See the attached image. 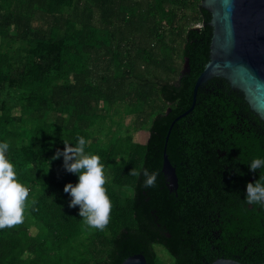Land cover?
Instances as JSON below:
<instances>
[{"label":"trees","instance_id":"1","mask_svg":"<svg viewBox=\"0 0 264 264\" xmlns=\"http://www.w3.org/2000/svg\"><path fill=\"white\" fill-rule=\"evenodd\" d=\"M201 1L151 0L143 8L141 0H0V91L13 80L20 88L14 106L0 109V141L9 142L18 178L30 188L25 215L43 234L33 236L24 221L0 229V264H62V257L64 264H89L75 244L85 223L64 192L65 184H75L78 177L61 168L63 160L47 166L35 141L55 130H67L76 140L83 136L86 153L99 155L105 167L109 159L124 160L113 164L105 185L113 204L109 224L102 231L92 229L91 239L100 242L94 264H122L135 253H144L149 264H162L155 245L169 250L171 264H211L218 258L264 262V209L244 201L247 183L264 175L249 167L254 157H264L256 129L264 121L243 93L223 77L212 78L166 140L173 121L192 106L197 79L210 61L212 15L200 8ZM187 9L201 26L188 22ZM167 32L173 52L182 54L187 65L183 69L173 61L168 78H140L147 86L143 94L158 109L148 140L124 136L111 150L95 148L88 129L100 117L93 95L103 91L89 82L93 72L86 54L139 34L137 58L159 66L156 44L143 42L150 38L158 44ZM14 52L26 55L22 66L14 65ZM125 88V81L115 82L103 94L114 100ZM31 111L37 115L31 117ZM165 147L177 169V193L162 170ZM132 168L158 170V186L145 189L142 175L129 174ZM115 185L131 189L132 195L122 196ZM75 251L77 262H71Z\"/></svg>","mask_w":264,"mask_h":264},{"label":"rangeland","instance_id":"2","mask_svg":"<svg viewBox=\"0 0 264 264\" xmlns=\"http://www.w3.org/2000/svg\"><path fill=\"white\" fill-rule=\"evenodd\" d=\"M141 1L145 2L142 7L146 8L149 7L151 0ZM83 6V3L79 5L80 8H83ZM186 12L189 13L188 22L190 24H196L197 22L193 19L194 13L192 9H187ZM94 14L95 22L98 23V11L95 9ZM196 26H201V24L197 23ZM10 29H13V26ZM172 37L167 32L164 40L158 44L155 39L150 38H146L143 42H153L156 44V57L163 61L159 66L154 62L146 63L144 60L142 61L137 58V48L141 44V35L139 34L132 36L128 40H114L110 49H103L98 52L86 54L87 66L93 72V75L89 77V82L100 86L104 94V91L108 90L110 86H113L115 82H126L125 91L117 99L110 100L103 93H95L93 95L95 98L93 102L97 107L100 117L89 126L88 140L95 148L99 149V147H103L111 150L117 145L118 139L124 136H132L135 142L145 143L148 140L150 128L158 113V109L154 107L152 97L149 94H143L147 92V86L142 84L140 78L155 75L160 78H168L173 74V61L183 69L186 67L182 54L173 52ZM11 57L15 66H22L26 60V55L19 52H14L11 54ZM108 78L111 79L108 81ZM12 83L13 85L6 88L4 92L2 90L0 91V98L3 104V107H0V109L2 110L8 108V105L14 106L20 96V88L17 87L18 81L13 80ZM159 104L161 103L159 102ZM162 108L168 110L169 105L162 104ZM31 113V117L37 115L33 111ZM75 140L76 136L72 135L69 131L55 130L53 133L38 138L35 141L39 145V155L43 156V162L51 167L53 166V162L63 160L62 156L58 159H52L55 152L65 147L64 142L73 143ZM116 162L123 164L124 160L121 157H115L107 161V166L105 167L107 180L111 179L113 164ZM61 168L65 170L63 165ZM115 188L124 197L132 195L131 189L127 187H118L115 185ZM75 208L78 212V206ZM24 223L28 226L33 236L42 238L43 234L31 216L25 215ZM91 238L92 228L85 224L82 235L75 244L79 249H84L86 258L89 261L88 263L94 264L95 259L98 257L100 242L93 241ZM155 248L162 264L173 263L174 257H172L166 247L163 245H155ZM77 254L78 252L75 251L72 254V258L70 256L69 261L77 262ZM62 259V264H64L67 259L65 257H62Z\"/></svg>","mask_w":264,"mask_h":264},{"label":"water","instance_id":"3","mask_svg":"<svg viewBox=\"0 0 264 264\" xmlns=\"http://www.w3.org/2000/svg\"><path fill=\"white\" fill-rule=\"evenodd\" d=\"M200 8L212 15L209 22L213 27L210 61L197 79L192 106L173 121L167 141L175 122L194 109L199 88L217 76L225 78L233 90L241 91L250 109L264 121V0H202ZM166 147L162 170L168 187L177 193L179 177ZM122 264L149 262L144 253H135ZM211 264L250 263L218 258Z\"/></svg>","mask_w":264,"mask_h":264},{"label":"clouds","instance_id":"4","mask_svg":"<svg viewBox=\"0 0 264 264\" xmlns=\"http://www.w3.org/2000/svg\"><path fill=\"white\" fill-rule=\"evenodd\" d=\"M87 141L78 136L76 142H64L65 147L57 150L52 159L63 157L66 171L77 175L75 184L69 182L64 192L71 197L69 207L78 206V214L84 223L96 230H104L109 224L112 201L105 187L107 176L105 166L97 154H87ZM10 144L0 141V229L12 228L24 221L28 207L30 188L18 178L14 164L9 158ZM250 170H264V157H254L249 163ZM132 176H143L145 189L158 186L160 173L158 170L131 169ZM246 204L264 209V175L255 182L246 185L244 197Z\"/></svg>","mask_w":264,"mask_h":264},{"label":"flooded vegetation","instance_id":"5","mask_svg":"<svg viewBox=\"0 0 264 264\" xmlns=\"http://www.w3.org/2000/svg\"><path fill=\"white\" fill-rule=\"evenodd\" d=\"M255 116H257L256 114H255ZM254 124L255 125H257V123L254 121ZM257 126H259V128H256L257 130H261V131H259L257 134H258V137H259V139L262 141V142H264V125L263 124H261V125H257ZM262 146H264V144L262 145Z\"/></svg>","mask_w":264,"mask_h":264}]
</instances>
